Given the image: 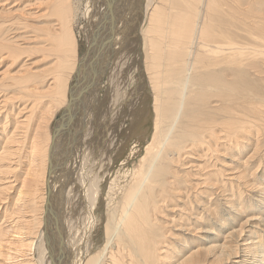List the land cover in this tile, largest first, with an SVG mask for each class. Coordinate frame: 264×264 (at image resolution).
Segmentation results:
<instances>
[{
  "label": "bare ground",
  "instance_id": "obj_1",
  "mask_svg": "<svg viewBox=\"0 0 264 264\" xmlns=\"http://www.w3.org/2000/svg\"><path fill=\"white\" fill-rule=\"evenodd\" d=\"M24 1L0 0V114L24 118L9 137L19 131L21 147L1 153L0 183L18 180L28 159L12 212L0 208V264H264V172L260 198L243 205L237 194L255 188L249 163L264 167V0H33V13ZM122 37L133 43L120 49ZM130 132L147 141L104 225L96 213Z\"/></svg>",
  "mask_w": 264,
  "mask_h": 264
},
{
  "label": "rangeland",
  "instance_id": "obj_2",
  "mask_svg": "<svg viewBox=\"0 0 264 264\" xmlns=\"http://www.w3.org/2000/svg\"><path fill=\"white\" fill-rule=\"evenodd\" d=\"M82 1V2H81ZM15 2H19V0H12V3H15ZM81 2V3H80ZM31 3H34V1L33 0H26V1H24V2H21V4H20V6L18 7L19 9H22V10H29L30 12H32L30 9H28V6L31 4ZM83 3H84V5H86V0H79V3H78V5H79V7H81L82 5H83ZM11 6H12V4H11ZM10 7V6H9ZM9 7H6V8H9ZM33 13V12H32ZM43 21H41V20H38V22H36V24L37 25H39L40 23H42ZM78 24V26H75L74 27V29H76L75 30V34H77L76 36L78 37V41H77V43H78V46H79V48H80V50H81V53L82 52H86L87 51V44L85 43V33H83L82 31H81V25L83 24V25H85V20H82V19H80V21L77 23ZM80 31V32H79ZM123 38V37H122ZM121 38V40L119 41V44H120V42L122 43V44H120V46H119V48L121 49V47L122 46H124V43H125V46H126V43H127V45L128 44H130V43H133V40L131 39H129L128 37H125V38H127V39H125V38H123L122 39ZM130 42V43H129ZM131 46V45H130ZM123 51V50H122ZM121 51V52H122ZM116 54L117 53H114V55H110V57H111V61H109V58H107V61L105 62V64L103 65L104 66V69H106V63L108 62V66L109 67H112V65H113V62H114V60H116L117 58H116ZM42 55H43V53H41L40 51H39V53H34V52H32V53H29L28 55H25V56H23V58L21 59V60H23L24 62H27L28 63V65H30V63H32V62H36V61H39V60H41V58H42ZM114 56V57H113ZM20 60V61H21ZM113 61V62H112ZM5 62H7V61H5ZM50 62V65L51 64H53L54 62H55V60L52 58V59H50L49 60V58L48 59H46L45 60V62H40V63H38V65L36 64V66L35 67H37V69H45V67H47L48 66V63ZM4 70V66H2V65H0V71H3ZM94 83H95V80L93 81ZM83 88V87H82ZM89 88V87H88ZM107 92V91H106ZM145 96H148V97H144V99L143 100H146L148 103H150L151 102V100H152V96L151 95H149V92H148V94L146 93L145 94ZM77 99V98H76ZM77 101V100H76ZM22 103V101H18V102H15L13 105H15V104H17V105H20ZM84 105V104H83ZM23 105H21V107H22ZM43 110L45 109V108H42ZM79 109V108H78ZM10 110V109H9ZM8 110V111H9ZM80 110V109H79ZM67 112H71L70 110L69 111H67ZM17 113H18V110H14V109H12L11 110V113H10V115L8 116V120H5V116L7 115V111H5V112H3V113H1L0 114V125H2V127H1V129H0V157L2 158V157H4V155L3 154H1L4 150H10V154L11 153H14V151L18 148V147H21V145L19 144V143H17V141H19L20 139H19V136H16V134L17 133H19V131H16V134L14 135V136H12V141H10L9 140V137H11V135H12V132L14 131V129H16V126H17V124H15V120H16V118H19V120L21 119H24V118H20V117H17ZM62 115V114H61ZM61 115L59 114L58 116H57V121L60 119V117H61ZM134 118V117H133ZM146 122H145V129H148V131H149V133H148V131H147V133H146V135H150V132H151V128H152V126H153V123H154V120H153V115H152V112H150V114L147 116V118H146ZM132 121L133 120H129V122L130 123H126V125H125V130H124V136H123V138L124 137H126L125 135V132H126V130L130 127V125L132 124ZM4 123H6L7 125L6 126H3L4 125ZM66 125H68V124H66ZM56 126H57V124L55 125V127H54V131H56L57 129H56ZM5 130H7V131H10L9 132V134L5 137ZM53 135H54V133H53ZM145 135V136H146ZM130 136H132V138L130 139V140H128V142L125 144V146H123V150L122 149H120L121 151L120 152H114L113 153V159H115L114 161V164H113V166L111 167V171L108 173L109 174V176L107 177V179H106V185H105V191H106V193H104V199H105V201H104V203H103V205L101 206V208L100 209H98V214L96 213V215H99L100 216V218H101V222L105 225V223L107 222V217L109 216V214L112 212V210H114L115 209V207L119 204V200H120V196L119 195H121V188H123L127 183V180H128V177H129V174L133 171V169L135 168V166L137 165V163H138V161H139V158L141 157V155L143 154V145H144V142H145V140L147 141V138L145 139V136L144 137H140V136H138V134H135V132L133 133V132H130ZM125 140V139H124ZM17 143V144H16ZM125 147V148H124ZM132 147V148H131ZM135 148H137V149H135ZM125 149V150H124ZM138 149H139V151H138ZM132 150V151H131ZM135 152H134V151ZM136 150H137V152H136ZM117 153H121V155H119V154H117ZM141 153V154H140ZM246 153H248V152H246ZM116 154V155H115ZM224 153H222L221 155H223ZM232 154H234V153H232ZM114 156H117V157H114ZM119 156V157H118ZM245 156V154H242L241 155V157H242V159L243 160H245L246 158L244 157ZM17 157H19V158H22L23 157V155H21V153L20 154H17L16 155V158H13L11 155H10V158L12 159V160H14V162H13V164H12V166H14V167H16L17 165H15V164H17V162H18V158ZM132 158H134V159H132ZM230 157L229 156H227V155H225V156H222V157H218V159L219 160H222V161H231L230 159H229ZM193 159H196V158H193ZM27 155H25L23 158H22V160H21V162H22V169H21V171H17V174L19 175V177H18V180H15V179H11L10 181H8V180H2L4 177H2V182L0 183V189H2L3 187H5V186H12V184L14 185V184H16V185H14V186H16V187H13V189L12 190H10V191H3V194H1V192H0V198H2V200L0 201V208H8V206H10V208H9V210H8V214H10L12 211H11V209H12V203H14V201H16L17 199H18V189L21 187V185H22V181L24 180V178H25V175H24V172L26 171L25 169H27L28 168V165L26 164V162H27ZM137 160V161H136ZM131 162V163H129V162ZM188 161V160H187ZM127 162V163H126ZM233 164V163H232ZM5 165V164H4ZM259 165H260V163L258 162V161H256V160H254V161H252V162H250L249 163V165L247 166V170H246V172L247 173H249L250 175H251V173H252V175L248 178L249 180H250V183L252 182L253 184H254V187L256 188V190H255V188L254 189H244L243 188V190L242 189H240V192L239 193H237L238 194V198H239V202H240V200H241V204H243V205H247V204H249V202L250 201H252V199L254 200V199H257V198H260V194H258L259 192H261L260 191V189L259 188H263V185H261L260 183H261V181L259 182V179H258V177L259 176H261L262 175V172H264V167L262 166L260 169H258V167H259ZM25 166V167H24ZM2 167V165L0 164V168ZM24 167V168H23ZM124 167V168H123ZM126 167V168H125ZM130 167V168H129ZM218 168H220V165H219V167L217 166V171H218ZM263 168V169H262ZM128 170V171H127ZM256 170V171H255ZM263 170V171H262ZM121 172H123V173H121ZM7 177H11V176H6V178ZM115 179H114V178ZM127 179V180H126ZM119 181V182H118ZM116 182V183H115ZM121 182V183H120ZM9 183H11V184H9ZM118 184H120V185H118ZM114 186V187H113ZM117 186V187H116ZM113 187V188H112ZM111 190H110V189ZM107 189V190H106ZM258 189V190H257ZM116 190V191H115ZM250 190V191H249ZM109 191V192H108ZM110 191H113V192H110ZM199 192H202V194H204L203 196H201V201L204 203L205 201H206V198L208 197L207 195H208V193H209V191L207 190V188H205V189H202V190H199ZM115 194V195H113V194ZM205 193H207V194H205ZM49 194V193H48ZM108 194V195H107ZM111 194V195H110ZM106 195H107V197H106ZM113 196V197H112ZM112 197V199H113V201H112V203L110 204V205H108V203L110 202V198ZM203 197V198H202ZM3 198H5V199H3ZM115 198V199H114ZM205 198V199H204ZM5 202V203H4ZM117 202V203H116ZM219 202V201H218ZM4 203V204H3ZM11 203V204H10ZM246 203V204H245ZM2 204V205H1ZM8 204H10V205H8ZM106 204V205H105ZM114 204V205H113ZM6 205H8L7 207H6ZM109 206V207H108ZM220 206V207H219ZM104 207H105V209H104ZM258 207V206H257ZM218 210H219V212H220V216H222L223 217V219H226V218H228L229 219V211H228V208L227 207H225L224 206V203H223V201L221 200L219 203H218ZM248 210L250 211V210H252V209H249L248 208ZM4 211L5 210H3V213L2 214H0V224H1V222L3 221V219L5 218L4 217ZM103 211V212H102ZM105 211V212H104ZM106 211H108V212H106ZM194 212V211H193ZM107 213V214H106ZM166 215H171V212H168V210H167V212L165 211L164 212ZM104 214V215H103ZM106 214V215H105ZM103 215V216H102ZM105 216H106V218H105ZM235 216H231V218H233L234 219V221H232V222H236V224H240V222L242 221L241 219H243V217H242V215L241 214H238L237 215V217H235ZM103 220H106V221H103ZM190 221H192V222H194L195 223V220H189L188 219V222H190ZM102 223H100V225H99V227H98V230H97V233H96V238L97 237H99V238H97V243H99V244H101V241H104V230H103V224ZM177 224H178V222H176ZM101 224H102V227H101ZM197 225V224H196ZM237 225V226H238ZM198 227L200 226V225H197ZM231 227H233L232 226V224H230L229 225V227L227 228V229H229V228H231ZM102 228V229H101ZM53 232H55V237H54V239H56V237L58 236L57 235V232L55 231V229L53 228ZM100 231V232H99ZM246 234L245 235H243V238H247L248 239V229H246ZM104 236V237H103ZM188 237H191L190 239H189V241H191V240H193L194 241V239L197 237V236H192V235H188ZM263 237H264V235H263ZM8 238H10V239H8ZM8 238H6L5 239V241H7V240H10V241H12V242H14V241H16L17 239L15 238V237H12V236H9ZM222 237H220V239H221ZM216 239V238H215ZM220 239H216V240H220ZM252 239V238H251ZM213 240V239H212ZM99 241V242H98ZM249 242H251V240H248ZM256 241V240H255ZM263 241H264V238H263ZM232 245H234V243L232 244ZM99 246V245H98ZM183 246V245H182ZM100 247V246H99ZM176 249H178V250H176ZM261 249L263 250L264 249V244L262 245V247H261ZM174 250V249H173ZM189 249L188 248H182L181 249V247L179 246V245H176V247H175V250H174V252L175 251H177V252H181V254H183V253H186L187 251H188ZM5 251H7V249L5 248ZM173 257L174 256H176L177 257V254L176 255H172ZM3 259H1L0 258V261H2ZM231 260H233L232 262H230V263H228V264H233V263H237L239 260H240V258H234V259H231Z\"/></svg>",
  "mask_w": 264,
  "mask_h": 264
}]
</instances>
